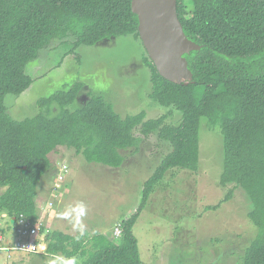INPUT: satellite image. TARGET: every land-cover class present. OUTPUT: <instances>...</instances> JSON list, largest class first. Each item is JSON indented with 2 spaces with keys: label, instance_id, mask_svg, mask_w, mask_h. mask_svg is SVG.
I'll use <instances>...</instances> for the list:
<instances>
[{
  "label": "trees",
  "instance_id": "obj_1",
  "mask_svg": "<svg viewBox=\"0 0 264 264\" xmlns=\"http://www.w3.org/2000/svg\"><path fill=\"white\" fill-rule=\"evenodd\" d=\"M176 10L187 38L200 45L185 53L192 80L173 83L157 72L145 52L149 69L148 97L180 112L146 118L140 110L121 117L102 95L87 92L76 109L72 103L80 82L38 98L39 112L13 118L4 104L7 93L19 95L32 83L26 64L50 40L71 39L68 53L80 44L132 34L137 16L131 0H0V213L14 222L23 214L39 218L37 186L52 171L49 158L59 147L71 148L88 163L119 167L127 148L137 149L150 134L169 143L170 150L143 182L135 211L120 220V236L93 232L84 236L48 229V254L75 257L77 264H142L133 226L149 195L173 168L198 167V123L205 116L222 135L223 160L219 184H231L218 208L240 187L251 202L248 219L256 235L244 247L238 264H264V0H177ZM56 105L57 112L49 115ZM137 130L140 134H135ZM3 214V215H4Z\"/></svg>",
  "mask_w": 264,
  "mask_h": 264
},
{
  "label": "rangeland",
  "instance_id": "obj_2",
  "mask_svg": "<svg viewBox=\"0 0 264 264\" xmlns=\"http://www.w3.org/2000/svg\"><path fill=\"white\" fill-rule=\"evenodd\" d=\"M70 48V37L52 39L26 64L32 83L19 95L7 93L3 99L13 118L36 115L38 98L80 82L82 88L66 106L68 109L80 107L88 99L87 92H92L102 95L121 117L143 110L145 119L169 112V123L179 121V111L161 106L148 97L149 69L143 62L146 54L139 38L127 34L93 45L80 44L75 49L78 57L68 53ZM57 110L54 104L49 115ZM133 132L140 134L137 130ZM169 150V143L150 134L137 149L122 150L123 163L111 167L88 163L73 149L59 147L48 155L51 174L37 186L39 215L44 214L43 210L49 215V218L43 215L44 225L50 230L79 236L74 222L62 219L59 214L83 201L87 205V214L82 219L85 234L96 231L114 237L115 221L135 211L141 201L143 182ZM222 160L220 128L210 126L207 118L201 116L197 169L168 170L134 223L133 233L142 264L239 263L244 247L257 233V227L247 217L251 209L248 196L237 187L218 208L204 209L223 199L231 187V184H219ZM62 161L68 165V170L59 188L52 191L55 173ZM49 201L53 202L51 207L47 206ZM0 219V224L4 225L1 214ZM53 256L0 250V264H50Z\"/></svg>",
  "mask_w": 264,
  "mask_h": 264
},
{
  "label": "water",
  "instance_id": "obj_3",
  "mask_svg": "<svg viewBox=\"0 0 264 264\" xmlns=\"http://www.w3.org/2000/svg\"><path fill=\"white\" fill-rule=\"evenodd\" d=\"M177 0H131L143 48L163 78L188 83L192 73L184 54L200 45L187 38L176 10Z\"/></svg>",
  "mask_w": 264,
  "mask_h": 264
},
{
  "label": "built area",
  "instance_id": "obj_4",
  "mask_svg": "<svg viewBox=\"0 0 264 264\" xmlns=\"http://www.w3.org/2000/svg\"><path fill=\"white\" fill-rule=\"evenodd\" d=\"M68 170V165L62 161L59 163L57 171L55 173L56 183L52 186V191H56L60 184L64 181L65 174ZM52 201L47 202V206L51 207ZM44 214H45V210ZM43 214V215H44ZM43 215L40 214L39 218L35 222H31L25 215L20 214L14 222V238L9 246L2 247L0 250L4 251H19L25 254L37 253L48 254L46 251V242L44 239L45 233L48 228L43 223ZM1 220V219H0ZM121 233L120 221L116 222L114 226L113 235L115 238L119 237ZM0 234V239H1ZM7 256H10L8 253Z\"/></svg>",
  "mask_w": 264,
  "mask_h": 264
},
{
  "label": "clouds",
  "instance_id": "obj_5",
  "mask_svg": "<svg viewBox=\"0 0 264 264\" xmlns=\"http://www.w3.org/2000/svg\"><path fill=\"white\" fill-rule=\"evenodd\" d=\"M87 214V205L83 201H78L75 205H70L66 210L60 213V217L65 220L73 221L74 227L79 231L80 236L85 234V228L82 223L83 217ZM118 222V221H117ZM50 264H77L75 257H64L63 255H54Z\"/></svg>",
  "mask_w": 264,
  "mask_h": 264
},
{
  "label": "crops",
  "instance_id": "obj_6",
  "mask_svg": "<svg viewBox=\"0 0 264 264\" xmlns=\"http://www.w3.org/2000/svg\"><path fill=\"white\" fill-rule=\"evenodd\" d=\"M0 214L2 215V217L4 219L3 220L4 221V225L0 224V234H1V237H2L0 239V245L2 247H4V246H9L11 244V242L13 241V238H14V221L12 219H9L4 213H0ZM44 218H49L48 212L45 213V217ZM44 218H43V222H44ZM47 221H48V219L46 220V222ZM117 221H120V220H116L115 222H117ZM23 256H24V254L22 255L21 258H23Z\"/></svg>",
  "mask_w": 264,
  "mask_h": 264
}]
</instances>
